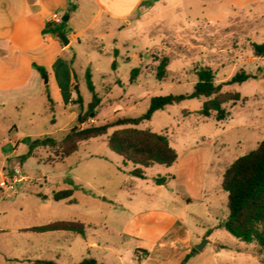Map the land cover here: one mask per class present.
<instances>
[{"label": "rangeland", "instance_id": "374dc122", "mask_svg": "<svg viewBox=\"0 0 264 264\" xmlns=\"http://www.w3.org/2000/svg\"><path fill=\"white\" fill-rule=\"evenodd\" d=\"M173 4L148 5L146 15H135L119 30L113 23L107 24L105 30L97 27L66 54L77 76L74 88L82 96L83 113L92 99L88 72L101 98L95 114L84 124L77 122V106L68 107L69 96L65 97L66 104L52 111L44 88L0 108V145L6 144V150H0V264H27L21 260L22 255L32 258L15 241L16 230L26 226L20 216L36 204L51 208V222L78 218L87 226V240L101 244L102 248L91 249L81 236H76L80 246L61 253L59 264H77L86 258L102 264H139L137 256L143 253L136 248L140 242L136 236L124 233L123 227L130 219L143 221L146 211L162 208L161 199L174 194L177 198L168 207L178 213L185 210L184 230L193 240L192 247L204 237L211 243L198 253L200 259H208L215 242L227 246L226 253H232L237 245L255 248L240 242L223 226L228 208L222 179L226 167L264 140V58L256 57L252 51L253 43H264V0L243 5L235 0L221 4L207 0L205 7L189 1L191 9L186 10L184 5L173 8ZM163 58L168 59V64L164 79L159 80L156 73ZM203 67L216 74V83L228 81L241 71L257 79L223 87L222 92L239 93L241 98L222 106L225 117L220 121L216 112L209 117L200 114L204 99H188L155 112L151 120L136 126L168 137L178 155L172 166L154 165L144 169L146 179L134 177L131 172L143 168L131 163L125 166L107 146V138L114 130L130 125L81 141L78 152L63 162L50 164L60 154V141L74 126L83 128L120 117H139L147 112L154 96L191 94L198 80L195 71ZM133 69H138L139 74L131 82ZM24 136L32 140L52 137L58 144L54 148H37L22 164L21 157L28 147L11 140ZM19 166L26 180L14 183L9 178ZM158 178L165 179L162 186L157 184ZM19 183H23V195L16 199L12 190ZM62 189L74 191L76 204L71 213L58 206L64 202L57 204L52 197ZM36 190L47 195V200H40ZM17 204H22V209ZM51 237L48 241L53 245ZM51 256L47 254L46 258L56 259ZM239 257L235 264H264V257L258 255ZM8 258L19 261L9 262ZM158 259L155 255L149 264Z\"/></svg>", "mask_w": 264, "mask_h": 264}, {"label": "crops", "instance_id": "0c3cea01", "mask_svg": "<svg viewBox=\"0 0 264 264\" xmlns=\"http://www.w3.org/2000/svg\"><path fill=\"white\" fill-rule=\"evenodd\" d=\"M170 1L174 3L173 8L184 5L183 9L185 10L191 9L189 1H196L203 7L207 3V0H0V108L27 99L43 88L45 91L47 84L54 101V108L57 105L66 104V96H69L68 107H75L74 101L77 98V92L74 86L77 76L69 65L71 59L66 56L73 45L80 44L84 35L93 32L97 27H102L105 30L107 24L113 23L115 29L119 30L123 22L131 23L135 15H146L148 5L167 7ZM215 1L216 4H221L227 0ZM235 1L240 5L245 2L249 4L255 2V0ZM66 15L68 16L67 22L62 21L64 24L59 25L60 22L57 19L62 20ZM48 24H52L58 32L43 34V30ZM60 32L65 33L69 39L67 46L56 37ZM34 64L46 69L48 80L42 79L34 69ZM27 137H14L11 142L13 144L24 143L23 141ZM0 146L1 151L6 150V144ZM15 152L17 150H13L12 153ZM37 179L39 182L42 180L41 178ZM45 181L47 180L45 179ZM22 184H17L16 188L12 190L13 197L16 199L23 195ZM35 193L40 200H47V195L43 194L41 190H36ZM175 198L177 195L174 194L163 201L161 199L160 203L163 204V207H152L146 211L143 221L140 222L138 218H135L125 223L123 232L136 236L140 242L136 248V251L143 253L137 256L139 264H149L155 255L159 259L154 264H182L187 257L189 258L184 264H235L241 259L239 255H258L255 244H248L255 246L252 250L237 245L232 253H226L227 246L215 242L214 250L211 251L208 259H200L201 255L198 253L201 252L197 250L196 253L193 252V240L188 231L184 230L183 215L185 210L178 213L174 207L173 209L168 207ZM59 202H64V205L58 206H64L66 213L74 211L72 206L76 204L75 200L73 203L69 200L56 201L57 204H60ZM17 208L22 209V204H17ZM50 213L49 206L44 207L36 204L27 208L25 214L20 216L21 220H26L24 222L26 226L16 230L15 245L21 246L26 254L32 257L25 258L22 255L23 262L29 264V262L44 259L54 260L58 263L61 253L72 251L75 246H80L76 236L81 235L73 232L39 233L30 230L57 222H51ZM63 221L80 222L81 220L74 217L64 218ZM50 233L53 235H47ZM87 235L86 226V235L85 237L81 236L85 240L86 246L91 249L102 248L101 244H97V242H89ZM50 236L54 239L53 245L48 241ZM47 254L52 255L51 257L55 256L56 259L46 258ZM8 261L17 262L19 259L8 258ZM97 262L102 264V262Z\"/></svg>", "mask_w": 264, "mask_h": 264}, {"label": "trees", "instance_id": "16d2710c", "mask_svg": "<svg viewBox=\"0 0 264 264\" xmlns=\"http://www.w3.org/2000/svg\"><path fill=\"white\" fill-rule=\"evenodd\" d=\"M72 10V8H70ZM64 24L62 21L59 25ZM52 24H48L43 30V34L58 32ZM252 51L256 57L264 58V43L252 44ZM115 54L117 52L115 51ZM168 59L163 58L157 68L156 77L159 80L164 79ZM113 68L116 64L113 63ZM34 69L41 75L43 80H48V74L44 67L33 65ZM139 74L138 69L131 71V82L136 80ZM197 82L194 91L191 94L165 96H154L150 99V106L147 112L139 117H120L106 123H99L80 128L74 126L60 141V154L56 160L50 162L51 165L63 162L65 158L78 152V146L81 141L104 136L109 129L130 125V127L118 128L107 138L109 150L118 154L124 165L131 163L140 166L143 169H135L131 174L140 179H146L144 169L151 168L154 165L170 167L177 162L178 155L171 147L169 139L163 134L152 132L149 129H138L143 121L151 120L155 112L163 110L168 106L180 104L188 99H204L200 114L209 117L212 112L217 113L216 119L220 121L225 117L222 106L229 102L240 100L239 93H224V86L232 84H242L249 79H257L244 71L238 72L228 81L216 83V74L207 67L195 71ZM92 75L87 73V84L89 91L92 93L91 102L87 105L86 113H83V99L79 92L74 104L78 108V124H84L91 114H95L97 107L101 103V98L95 91L92 83ZM45 94L48 99L49 107L54 111V101L51 97L48 84L45 86ZM28 151L21 157L22 164L32 156L37 148L48 147L54 148L58 141L52 137L32 140L27 137L23 141ZM158 185L165 183L164 178L156 179ZM222 188L227 193L228 216L223 223L225 229L246 244H255L257 254L264 257V140L248 154L236 159L225 170L222 179ZM74 191L72 189H63L53 194L55 201L69 200L73 203L72 198ZM42 198L45 196L39 195ZM30 230L35 232H54L68 231L85 237L86 225L82 222L57 221L34 227ZM2 233V231H0ZM193 252L197 251L193 249ZM189 257L185 259L188 260ZM184 262L182 264H184ZM29 264H58L54 260H35ZM77 264H99L93 258H86Z\"/></svg>", "mask_w": 264, "mask_h": 264}, {"label": "water", "instance_id": "95a60500", "mask_svg": "<svg viewBox=\"0 0 264 264\" xmlns=\"http://www.w3.org/2000/svg\"><path fill=\"white\" fill-rule=\"evenodd\" d=\"M68 20V16L66 15L65 17H63L62 21L63 22H67ZM56 37L62 41V43L67 46L69 44V39L67 37V35L63 32H60L56 35ZM210 243L209 239L207 237H204L200 243H198L197 245H195L194 249L202 252L205 247Z\"/></svg>", "mask_w": 264, "mask_h": 264}, {"label": "built area", "instance_id": "2783aa9c", "mask_svg": "<svg viewBox=\"0 0 264 264\" xmlns=\"http://www.w3.org/2000/svg\"><path fill=\"white\" fill-rule=\"evenodd\" d=\"M57 21L61 22L62 20L61 19H57ZM14 172H15L14 175L11 178H9L12 182L18 183V182L26 180V177H24L22 175V171H21L20 166H19V168H16Z\"/></svg>", "mask_w": 264, "mask_h": 264}]
</instances>
